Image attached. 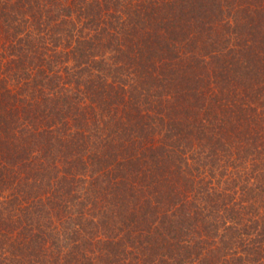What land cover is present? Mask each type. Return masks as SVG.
Instances as JSON below:
<instances>
[{"label":"trees","instance_id":"trees-1","mask_svg":"<svg viewBox=\"0 0 264 264\" xmlns=\"http://www.w3.org/2000/svg\"><path fill=\"white\" fill-rule=\"evenodd\" d=\"M0 264H264V0H0Z\"/></svg>","mask_w":264,"mask_h":264}]
</instances>
